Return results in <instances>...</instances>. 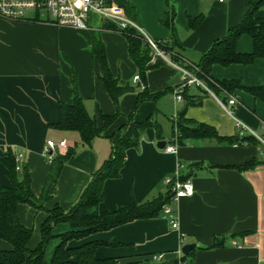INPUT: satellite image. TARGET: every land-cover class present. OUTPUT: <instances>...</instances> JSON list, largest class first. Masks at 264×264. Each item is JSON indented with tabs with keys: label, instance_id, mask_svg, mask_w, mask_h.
<instances>
[{
	"label": "crops",
	"instance_id": "1",
	"mask_svg": "<svg viewBox=\"0 0 264 264\" xmlns=\"http://www.w3.org/2000/svg\"><path fill=\"white\" fill-rule=\"evenodd\" d=\"M121 7L144 34L155 42L175 44L181 63L193 65L208 51L212 43L223 38L227 31L241 23L249 0H108ZM167 3V4H166ZM174 10L170 32L158 23V16ZM28 16L25 21L0 19V185L10 186L8 172L3 165L7 149L23 155L19 162L21 172L30 175V189L39 197L51 171V164L43 157L47 141H66L72 154L63 164L59 177L43 202V210L27 204L17 206L20 224L31 229L27 243L30 250L41 241V227L47 211L58 206L67 212L79 201L80 194L91 175L108 158V136L122 128L121 135L131 138L136 123L149 121L150 126L140 134L137 145L124 151L119 175L106 179L101 185L98 213L113 211L131 202L141 204L163 197L165 177L189 180L192 195L171 204L176 228L160 215L135 220L108 231L89 234L80 240L68 242V248L86 243H97L93 257L111 260L116 264H264V153L259 146H236L217 143L211 139L174 141V123L178 112L184 110L186 119L211 127L218 136L236 138L233 119L264 140V98L245 89L264 91V58L251 64H232L227 67L212 65V81H232L240 88L226 93L235 100L229 106L230 116L216 101L196 88L185 89L181 100L174 102L172 90L179 80L178 72L165 61L148 70L144 81L133 83L136 68L127 56L124 38L114 22L90 14L86 30L56 25L48 18ZM255 17L264 18V5ZM188 19H199L191 28ZM98 39L104 48L108 70L112 77L133 88V92L118 99V116L104 131L102 137L83 144L76 132H66L54 126L60 120V104L73 101V82L86 113L110 116L115 108L96 79V65L90 53L91 39ZM236 52L249 54L252 42L240 35ZM168 59V57H167ZM144 85L154 95L132 110L136 94ZM221 89H213L220 100ZM196 100V101H195ZM188 105L187 103L192 102ZM130 120L126 123L127 116ZM173 145L174 153H165L156 143ZM256 164L238 170L247 162ZM17 164V161L15 160ZM22 168V170H21ZM161 213V212H160ZM74 231L66 222L52 227L43 262L50 264L61 237ZM217 243V246H213ZM184 245H194L184 256L178 254ZM0 250H11L9 243L0 239ZM183 257V258H181Z\"/></svg>",
	"mask_w": 264,
	"mask_h": 264
},
{
	"label": "trees",
	"instance_id": "2",
	"mask_svg": "<svg viewBox=\"0 0 264 264\" xmlns=\"http://www.w3.org/2000/svg\"><path fill=\"white\" fill-rule=\"evenodd\" d=\"M263 5L264 0H249L248 11L241 23L227 31L223 38L212 43L199 61L192 65L197 69L196 75L198 77L206 81H212L209 77L212 65L221 67H227L232 64L248 65L257 58H264V18L255 17L258 8ZM125 12L127 16L131 14L128 9ZM173 18L174 10L171 6H168L167 12L158 16V23L172 32ZM33 21H37V17ZM198 21L199 19H188V24L193 28ZM120 34L126 42L129 60L136 68L137 75L141 81H144L146 71L157 68L164 61L154 55L153 51L133 29H127ZM243 34L247 35L252 42V52L249 54H240L235 50L236 41ZM170 42V44L155 43L170 61L183 64L179 59L178 52L175 51L174 42L172 40ZM90 53L97 68L95 77L103 85L105 92L112 101L115 113L110 116L98 113L96 117H90L84 109L83 103L77 94L75 82H73V101L69 105L60 104V120L54 126L62 131L78 133L83 144H89L92 139L103 136L104 131L118 116V99L134 91L128 84L122 83L111 76L105 59L103 45L95 37L91 39ZM212 82L217 83L226 91L236 87L240 88L238 83L232 81ZM208 85L214 89L211 84L208 83ZM245 90L254 96L264 98V91L261 89L249 88ZM182 95H184V92ZM154 97V95L147 93L143 85L141 91L136 94L132 110L142 101L153 99ZM192 103L193 101L187 104L190 105ZM129 120L130 115L127 116L126 123ZM175 120L173 129L174 141L177 144H180L185 139H211L221 144L242 146L245 143V145L249 146H259L257 141L249 135L233 139L218 136L211 127L186 119L184 110L177 113ZM149 126L148 120L136 123L131 138L122 137L121 130L123 127L107 137L110 142L108 158L91 175L89 182L80 194L79 201L74 207L67 212L58 206L51 211H47L48 216L41 227V241L34 250H30L27 247L32 231L20 224L17 216V206L19 204H27L36 210H43V202L49 198V190L56 183L63 164L71 156L72 150L68 149L64 155L58 153L54 157L50 163L51 171L44 189L37 198L30 189L29 173L24 169L21 172L22 176H19V170H16L15 151L7 149L4 153L3 165L8 172L10 186L0 185V239L10 244L11 250H0V264H45L43 262V254L48 241L52 237V227L61 222L68 223L74 231L61 237V243L56 248L50 264H113L114 262L111 260H97L93 257V250L97 243H86L75 248H68L67 244L71 240H80L92 233L108 231L135 220L149 219L160 215L162 206L169 202L170 196L167 189L163 197L160 196L141 204L131 202L129 205L118 207L111 212L98 213L96 210L101 200L102 182L106 179L118 177L119 170L123 164L124 151L135 147L140 134ZM255 164L256 161L251 160L237 169L249 168ZM179 179L186 180L183 177H179ZM213 246H217V243H214Z\"/></svg>",
	"mask_w": 264,
	"mask_h": 264
},
{
	"label": "built area",
	"instance_id": "3",
	"mask_svg": "<svg viewBox=\"0 0 264 264\" xmlns=\"http://www.w3.org/2000/svg\"><path fill=\"white\" fill-rule=\"evenodd\" d=\"M28 12H33L34 15L41 18H48L58 26L71 27L77 30H86L87 17L90 14L98 15L103 19H108L114 22L119 33L127 29H133L142 40L153 51L154 55L161 58L169 66L175 69L179 74L177 86L172 90L174 102L181 100V93L187 88H196L210 95L218 104V106L230 116L229 106L234 105L235 100L229 96L225 90L221 89L217 83L206 81L196 75L197 69L192 65L178 64L167 59L164 53L158 49L155 41L148 38L144 32L126 15L121 7L114 6L108 0H0V19L8 21H25L28 20ZM36 17V16H34ZM139 76L136 74L132 77V82L138 84ZM212 85L214 89H221L225 98H217L209 87ZM234 128L237 130V137L241 138L244 135L252 136L258 143L259 147L264 153V140L248 129L240 121L233 119ZM264 131V125L261 126ZM236 145V144H235ZM243 145V144H242ZM66 141L62 140L59 143L47 141L43 147V157L47 163H51L54 157L63 149H65ZM165 153H174L173 145L163 147ZM23 155L20 152L15 153V160L17 161L16 170H20L19 162ZM163 186L169 191V202L162 206L160 216L168 221L171 228H176V220L171 204L178 199L190 197L193 189L189 180H180L177 173L173 176L165 177L163 179ZM179 255L181 252L179 251ZM178 264H185L179 261Z\"/></svg>",
	"mask_w": 264,
	"mask_h": 264
},
{
	"label": "water",
	"instance_id": "4",
	"mask_svg": "<svg viewBox=\"0 0 264 264\" xmlns=\"http://www.w3.org/2000/svg\"><path fill=\"white\" fill-rule=\"evenodd\" d=\"M222 101V103H224L225 101L222 99L221 100ZM156 147L159 149V148H163L164 147V142L163 141H159V142H157L156 143ZM194 248V245H184V246H182L181 247V249H180V252H181V254L182 255H186L187 253H188V251H190L191 249H193Z\"/></svg>",
	"mask_w": 264,
	"mask_h": 264
},
{
	"label": "rangeland",
	"instance_id": "5",
	"mask_svg": "<svg viewBox=\"0 0 264 264\" xmlns=\"http://www.w3.org/2000/svg\"><path fill=\"white\" fill-rule=\"evenodd\" d=\"M33 14H34L33 12H28V13H27L28 16H31V15H33ZM113 264H116V263H113Z\"/></svg>",
	"mask_w": 264,
	"mask_h": 264
}]
</instances>
